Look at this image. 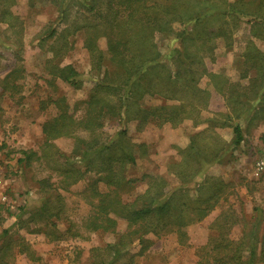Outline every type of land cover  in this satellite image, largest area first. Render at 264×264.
<instances>
[{"label": "rangeland", "instance_id": "rangeland-1", "mask_svg": "<svg viewBox=\"0 0 264 264\" xmlns=\"http://www.w3.org/2000/svg\"><path fill=\"white\" fill-rule=\"evenodd\" d=\"M93 1L97 8L102 4L101 0H0V12L7 9L11 15L4 18L12 21L9 24L0 19V243L10 240L0 264H90L93 249L105 247L114 237L113 233L93 230L91 215L101 214L104 194L112 190L115 194L110 193L105 200L116 195L124 201L133 200L147 186L142 181L145 173L165 177L169 183L166 191L183 187L190 198L197 195L198 182L223 181L225 186L216 206L201 220L189 224L184 237L175 229H165L160 235L148 233L144 237L150 242L143 253L139 252L142 245L135 241L116 264H199L213 237L223 234L233 243L252 230L256 222V264H264V173L256 170V161L264 151V108L253 125L242 120L244 139L235 144L234 126L241 120L227 119L225 113L231 111L218 89L222 87L227 94L236 92L244 99L245 94H250L249 82L257 84L264 78V61L255 63L244 56L254 47L264 52V33L247 16L231 14L211 20L215 26L228 22L232 32L214 41L212 55H203L208 74L200 77L199 85L208 91V107H200L199 113L176 125L163 121L167 110L154 113L152 108L169 109L184 103L190 111L194 108L190 109L189 101L200 99L181 101L145 95L132 100V108L126 113L129 117L107 114L102 127L94 132L80 128L74 135L49 138L45 128L51 120L63 114L75 120L84 115L86 103L95 93L96 80L104 73L98 74L93 68L86 47L92 35L83 25L99 21L89 8ZM193 2L197 7L206 5V0ZM55 25L60 36L48 38ZM76 27L79 29L74 30ZM94 39L100 49H106L105 35L98 32ZM156 41L165 52L167 38L159 35ZM168 59L165 58L167 63ZM49 63L71 64L79 73V83L74 85L51 75ZM104 68L111 72L114 66L108 62ZM260 68L263 69L258 72ZM118 92H100L99 96L114 100L123 94ZM251 97L254 93L247 98V106L251 105ZM139 108L150 112L146 121ZM122 129L127 133L120 140L118 132ZM118 139L134 154L135 162H127L122 170L126 180L132 181L115 189L107 180L96 182L98 165L86 172L83 152L89 145L94 146L90 147L93 150ZM192 139L198 144L194 149ZM48 143L52 144L50 148ZM215 148L216 160L210 163L207 153ZM26 150L34 154L22 162L20 158L26 157ZM65 167L84 171L73 181ZM189 171L199 173L195 180L186 179L183 172ZM58 193L63 201L60 219L34 220L42 201L56 199ZM23 220L25 226L21 225ZM127 227V220L118 217L116 232L124 233Z\"/></svg>", "mask_w": 264, "mask_h": 264}, {"label": "trees", "instance_id": "trees-1", "mask_svg": "<svg viewBox=\"0 0 264 264\" xmlns=\"http://www.w3.org/2000/svg\"><path fill=\"white\" fill-rule=\"evenodd\" d=\"M101 1L102 4L98 8L95 1L93 5L89 4L92 14L94 13L99 21L83 26H87L89 28L87 31L92 35L87 40L86 47L91 55L93 68L98 74L104 72L103 76L96 80L95 93L87 101L84 115L75 120L72 116L63 114L62 118L51 120V125L45 128L49 138L74 135V132L80 128L94 132L102 127L103 116L107 114L129 117L126 113L132 108V100L145 95H160L181 101L191 98L200 99L199 102L189 101L190 109L194 108L190 111L185 108L184 103L175 104L169 109H166L167 107L152 108L154 113L160 109L167 110V114L162 117L163 121H173L176 125L189 115L199 113L200 107H208V91L199 85L200 77L208 74L203 55H212L214 41L232 32V27H229L228 22L215 26L212 21L231 14L247 16L252 19L253 25L264 33V0H237L235 3L230 0H206V5L202 7H197L193 0ZM0 14H2L0 16L2 21L12 23L9 17L4 18V15H11L7 9H2ZM78 29L79 27H76L74 30ZM97 31L106 36V49H100L97 46L94 39ZM58 34L60 33L55 25L50 28L47 37L60 36ZM159 35H164L169 41L165 52L156 41ZM244 56L247 61L255 63L259 60L264 61V52L257 47L247 50ZM165 58H169L170 62L167 63ZM108 62L114 66L111 72L108 68H104ZM48 68L49 73L55 77L74 85L79 83L77 80L79 73L71 64L60 66L49 63ZM262 69H258V72ZM9 76L10 73L6 77L7 80ZM249 83L251 84V86L248 84L250 94L254 93L250 106L246 104L250 101V98L247 99L250 94L241 93L246 95L244 99H241L240 94L236 92L231 91L227 94L228 92H225L222 87L218 88L225 97L227 108L231 111L230 114L225 113L227 119L241 120L234 126L235 144H239L244 139L242 120L247 119L249 125H253L259 120L261 108H264V78H260L257 84H253V80ZM119 90L123 91V94H119L114 100L99 96L100 92L117 95ZM253 101L255 103H252ZM138 112L143 114L141 116L144 121L150 117V112L147 113L145 109L139 108ZM153 112H151L152 115H154ZM126 133V129L120 130L119 139L121 140ZM119 139L93 150L91 149L94 146L89 145L88 149L83 152V156L87 159L86 172L93 171L98 165L97 171L100 174L96 182L107 180V183L114 185L115 189L132 181L126 180L122 170L127 162H135L134 154L125 148ZM46 146L50 148L52 144L48 143ZM195 146H198L196 139H192L191 149ZM102 149L105 151H101ZM217 149L207 153L211 158L210 163L216 160L213 158L216 157L214 152ZM23 153L26 157L20 158V161L26 162L28 158H32L34 151L26 150ZM81 169L65 167L64 171L67 176H71L72 180L76 181L79 176H82L81 172L84 170ZM189 172H183L188 180H195L199 174ZM142 181L147 186L133 200L124 201L119 195L112 196L110 200L104 199L106 196L115 194L113 193L115 190H112L111 194H104L105 197L100 205L101 214L94 213L89 221L93 230L107 231L113 233L114 237L107 242L105 247L93 249L95 253L90 264H116L124 254L129 252L135 241L142 245L139 252L143 253L150 242L144 237L148 233L160 235L165 229H175L181 238L184 237L185 228L189 224L201 220L216 206L225 186L223 181L222 183H208L209 180L198 182L197 195L190 198L183 187H175L166 191L169 183L161 175L145 173ZM44 182L43 185L46 187V180H43ZM203 191L207 194H200ZM56 196V199L52 200L51 197L42 201L38 208V217L34 220L51 217L60 219L63 201L61 194L58 193ZM190 211L197 212L198 215L188 214ZM109 213H113L114 216ZM118 217L128 222L127 231L124 233L116 232ZM25 223L26 221L23 220L21 225L25 226ZM256 225L257 222L252 230L245 232L239 240L233 243L223 234L213 237L207 246L205 257L199 261V264H256L255 239L257 235L254 230ZM4 233L8 232L4 231ZM8 245L10 246V240L0 243V261L5 259ZM24 246L28 249L25 242Z\"/></svg>", "mask_w": 264, "mask_h": 264}, {"label": "built area", "instance_id": "built-area-1", "mask_svg": "<svg viewBox=\"0 0 264 264\" xmlns=\"http://www.w3.org/2000/svg\"><path fill=\"white\" fill-rule=\"evenodd\" d=\"M256 170L259 173H264V151L262 154L259 156V158L256 161Z\"/></svg>", "mask_w": 264, "mask_h": 264}]
</instances>
